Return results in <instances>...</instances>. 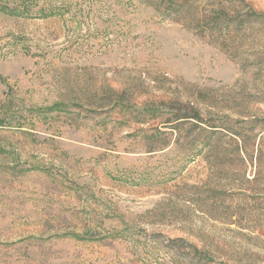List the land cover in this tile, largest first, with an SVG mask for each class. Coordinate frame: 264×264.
<instances>
[{"label":"rangeland","instance_id":"1","mask_svg":"<svg viewBox=\"0 0 264 264\" xmlns=\"http://www.w3.org/2000/svg\"><path fill=\"white\" fill-rule=\"evenodd\" d=\"M189 3L0 0V264H264V23Z\"/></svg>","mask_w":264,"mask_h":264},{"label":"trees","instance_id":"2","mask_svg":"<svg viewBox=\"0 0 264 264\" xmlns=\"http://www.w3.org/2000/svg\"><path fill=\"white\" fill-rule=\"evenodd\" d=\"M182 2V10L175 11L174 14L181 16L182 18L195 16L189 3L191 0H179ZM193 1V0H192ZM213 7L211 11L207 14H201V20L204 26L208 29L215 31L228 30L229 28L241 29L245 27L246 24H250V20L255 18V16H260L258 13L250 9V3L246 0H235L234 3H231L230 0L229 6H222L223 1L212 0ZM189 4V5H187ZM187 5V6H186ZM249 7L248 12L246 8ZM241 13V14H240ZM238 14L239 16H236ZM200 16V14H199ZM195 19V18H194ZM258 23H264V18H258ZM192 118L183 117L178 119L176 122L182 120H188ZM242 124L248 125L250 122L240 121ZM249 122V123H248ZM183 123V122H180ZM179 127V126H177ZM264 132H261L263 134ZM228 138V139H224ZM260 141L257 142V138L251 139L239 131L221 129L216 130V167L219 169L223 165H235V166H254L257 168H264V136L259 137ZM257 148V154L250 148Z\"/></svg>","mask_w":264,"mask_h":264}]
</instances>
